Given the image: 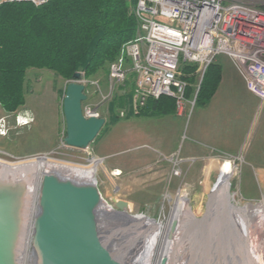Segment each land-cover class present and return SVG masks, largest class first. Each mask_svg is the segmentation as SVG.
<instances>
[{"label": "rangeland", "instance_id": "374dc122", "mask_svg": "<svg viewBox=\"0 0 264 264\" xmlns=\"http://www.w3.org/2000/svg\"><path fill=\"white\" fill-rule=\"evenodd\" d=\"M221 58L226 59L222 56L215 62ZM197 75L196 93L204 77L198 70ZM132 76L130 74L124 83L111 85L108 75L102 71L88 79L82 73L81 82L86 86L87 95L83 108L97 112L99 117L106 120V126L99 140L97 139L98 142L96 140L84 150L69 148L64 144L66 127L63 99L70 81L48 70H29L26 77L24 105L15 112H7L0 104V160L10 163L25 161L23 167L29 171L32 170L30 166L35 158L42 156H49L53 160L68 164L90 165L106 202L115 209V201L132 204L129 216L124 214L122 216L129 222H144L148 227L158 231V236L169 222H176L173 211L176 205L181 208L185 205L189 206L193 217L196 218L191 217L193 226L184 220L182 231L178 233L175 230L174 233L172 231L169 233L172 239H177L178 236L182 238L185 231L186 233L190 231L185 237L189 249L187 253L189 264H246L247 262L255 264L253 260L245 261L243 255L245 256L249 244L253 245L264 237V215L258 220L252 218V215L244 209H255L264 203V188L258 186V182L248 176V167L244 163L246 156L215 153L207 159L199 157L196 159L186 157L182 148L177 156H165L154 150L150 151L147 146L143 147L145 145L143 142L133 141L126 146L122 141H118L119 136L123 140V134L131 133L132 130L128 127L140 128L141 122L152 121L132 119L139 112L137 111L135 115L134 105L127 97L134 83ZM182 76H185L183 72ZM121 99H124L125 103L122 104ZM197 108L196 95L187 99L181 117L183 125ZM102 142L103 149L99 147ZM116 154H119L116 158L112 156ZM93 159L95 161L91 162ZM110 162L118 163L120 167L125 166L126 170L123 169L118 173L119 177L113 178L112 173L108 171ZM125 162L127 166L124 165ZM131 162L134 165H131ZM225 165L230 166L233 174L229 182V191L230 204L234 211L227 208V213L226 210L222 211L221 207L218 208L217 205L211 207L210 204V198L215 193ZM131 166L135 168L133 171L128 170ZM245 184L253 187L250 195L244 194ZM118 189L120 193H114ZM230 204L228 202L229 206ZM253 219L259 224L256 232H244L241 224L247 226L246 229L249 230L256 224L253 223ZM138 226L140 225L134 228V233H140ZM129 233L125 232V229H119L116 230L115 235L119 236V239L120 237L128 239L127 241L131 236L134 242H130L134 243L142 253L151 246L147 241L151 238L150 233L148 235L145 231L138 237L131 234V229ZM148 237L150 238L147 239ZM258 245L256 243L255 248ZM259 250L258 248L257 251L260 252ZM263 251L261 249L259 256H262Z\"/></svg>", "mask_w": 264, "mask_h": 264}, {"label": "built area", "instance_id": "2783aa9c", "mask_svg": "<svg viewBox=\"0 0 264 264\" xmlns=\"http://www.w3.org/2000/svg\"><path fill=\"white\" fill-rule=\"evenodd\" d=\"M50 1L0 0V6ZM135 13L137 38L122 48L108 78L117 85L133 75L136 112L165 96L183 116L188 83L182 66L197 65L204 75L219 56L230 58L248 91L264 102V0H137Z\"/></svg>", "mask_w": 264, "mask_h": 264}, {"label": "trees", "instance_id": "16d2710c", "mask_svg": "<svg viewBox=\"0 0 264 264\" xmlns=\"http://www.w3.org/2000/svg\"><path fill=\"white\" fill-rule=\"evenodd\" d=\"M137 0H51L36 7L30 3L0 6V104L15 112L25 103L27 72L48 70L66 81L76 73L91 78L109 74L122 48L138 35ZM197 65H183L189 84L186 98L196 95V105L205 107L217 92L222 67L214 62L206 70L197 92ZM133 77V76H132ZM128 83V82H127ZM127 96L130 100L132 89ZM120 102L125 103L124 99ZM176 100H150L138 116L175 114Z\"/></svg>", "mask_w": 264, "mask_h": 264}, {"label": "water", "instance_id": "95a60500", "mask_svg": "<svg viewBox=\"0 0 264 264\" xmlns=\"http://www.w3.org/2000/svg\"><path fill=\"white\" fill-rule=\"evenodd\" d=\"M82 73H76L63 99L66 147L88 149L106 126L101 117L87 118ZM103 197L97 181L83 182L44 174L38 191V212L33 221L32 264H134L133 245L127 239L104 232L100 219ZM115 210L129 211L125 201H115ZM21 201L0 189V264H18L16 249L20 234ZM178 223L171 228L174 233ZM164 259L162 264H165Z\"/></svg>", "mask_w": 264, "mask_h": 264}, {"label": "crops", "instance_id": "0c3cea01", "mask_svg": "<svg viewBox=\"0 0 264 264\" xmlns=\"http://www.w3.org/2000/svg\"><path fill=\"white\" fill-rule=\"evenodd\" d=\"M217 63L222 67V80L217 92L205 107H198L189 115L185 125L178 112L147 118L136 115L138 112L135 111L136 116L131 115L134 116L133 120L151 119L152 121L141 122L140 128L133 125L134 128L128 127L132 130L131 133L123 134V140L119 136L118 141H122L126 146L133 141L143 142L145 144H141L143 147L147 146L150 151L154 150L165 156H177L181 148L184 149L186 157L196 159L198 157L207 159L215 153L228 156L243 154L246 156L244 163L248 167V176L253 181H257L258 186L264 188V102L248 91L230 58H221ZM130 101L134 105L133 89ZM103 142L99 146L101 149L104 146ZM118 155L112 156L116 158ZM117 164L112 162L108 164V171L112 173L113 178L119 177L118 173L123 169L126 170L124 165H128L127 162L124 163V167ZM132 167L128 170L133 171L135 168ZM249 186L245 184L243 187L246 195H250L253 189ZM117 192L120 193L119 189L114 193ZM214 192L210 198L211 207L217 205L222 211L227 208L232 211L227 202L228 185L221 174ZM132 206L129 205L130 209ZM184 207L190 212V217H193L190 207L185 205L182 209ZM142 220L144 221V218Z\"/></svg>", "mask_w": 264, "mask_h": 264}, {"label": "bare ground", "instance_id": "6f19581e", "mask_svg": "<svg viewBox=\"0 0 264 264\" xmlns=\"http://www.w3.org/2000/svg\"><path fill=\"white\" fill-rule=\"evenodd\" d=\"M94 161L95 159L91 160V162ZM24 162L25 161L10 163L0 160V189L6 190L7 192H11V194L17 195L21 201L20 234L19 242L16 249V261L18 262V264H32V228L35 215L38 212V191L42 176L44 174H58L65 178H70L75 181L83 182H95L96 177L94 179V173L90 165L81 166L80 164H68L53 160L49 156L35 158L33 164L30 166L32 169L31 171L23 167ZM232 175L233 174L230 169V166L225 165L221 171V176L228 185L229 204L231 201L229 182L232 178ZM173 211L175 214L176 223H178L176 229L178 233L179 231L183 230L182 222L184 220H186L187 224L193 226L194 223L189 215L190 212L187 211V208L185 209L184 207L182 209L181 207L176 205ZM182 211L183 213H181ZM244 211L250 213L252 215V218L254 217L255 219L260 220V218H262L264 215V203L255 209L245 208ZM130 212V207L129 211L119 212L113 207L102 205V207L100 208V219L104 232H108L109 234L115 235L116 230L119 229H125V232L128 233L131 229V234H135V237L142 235L145 231L148 232V235L150 233L151 238L148 237L147 239H150L147 241L151 244V246L146 249V251L143 250L144 253H142L138 249V247L131 242L133 245L130 249H133L132 255L134 264H162L164 259L166 260L165 264H189L187 257L189 249L187 248L188 245H186L185 237L188 235V233H190V231H187V233L185 231L182 235V238L178 236V238L176 237L177 239H172V236H170L169 233L172 231L171 228L173 226L174 221H171L173 223L169 222L165 226L163 231L160 233V236H158V231L156 232V230L152 229V227H148L146 224H144V222H129L126 217L122 216L123 214L129 216ZM179 214L180 216L178 217ZM253 223L256 224L253 225L254 227L251 226L249 230L246 229L247 226L241 223L240 224L241 227H243L242 229L244 232L252 233L253 231L256 232V228H258L257 225H259L257 224L258 222L254 219ZM137 225H140L138 226V231L140 233H134V228H137ZM130 241L134 242L131 236L129 242ZM256 243L259 244L257 248H255ZM256 243L253 245H248L249 248H247V251L245 250L246 254L244 253L245 256L243 255V257L245 261L253 260L255 264H258V261H260L259 264H264V253L262 254V256H259V253H261V249L262 251L264 250V237L262 239L257 240ZM258 248L260 249V252L257 251ZM249 255L251 257H249ZM246 264H248V262ZM250 264L253 263L250 262Z\"/></svg>", "mask_w": 264, "mask_h": 264}]
</instances>
